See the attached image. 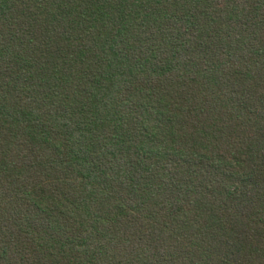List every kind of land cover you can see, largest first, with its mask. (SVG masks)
Listing matches in <instances>:
<instances>
[{
    "label": "trees",
    "instance_id": "trees-1",
    "mask_svg": "<svg viewBox=\"0 0 264 264\" xmlns=\"http://www.w3.org/2000/svg\"><path fill=\"white\" fill-rule=\"evenodd\" d=\"M0 264H264V0H0Z\"/></svg>",
    "mask_w": 264,
    "mask_h": 264
}]
</instances>
